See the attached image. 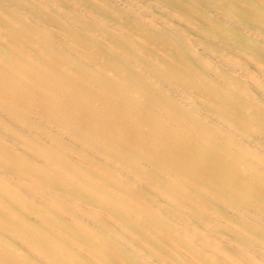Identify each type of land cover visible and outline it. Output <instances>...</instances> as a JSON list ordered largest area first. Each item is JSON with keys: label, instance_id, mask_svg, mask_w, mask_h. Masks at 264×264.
I'll list each match as a JSON object with an SVG mask.
<instances>
[{"label": "bare ground", "instance_id": "obj_1", "mask_svg": "<svg viewBox=\"0 0 264 264\" xmlns=\"http://www.w3.org/2000/svg\"><path fill=\"white\" fill-rule=\"evenodd\" d=\"M0 264H264V0H0Z\"/></svg>", "mask_w": 264, "mask_h": 264}]
</instances>
